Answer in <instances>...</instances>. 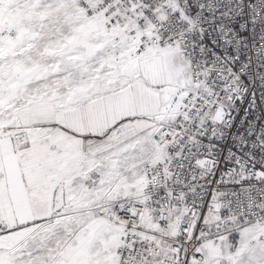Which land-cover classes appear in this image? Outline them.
<instances>
[{
    "label": "snow or ice",
    "instance_id": "obj_1",
    "mask_svg": "<svg viewBox=\"0 0 264 264\" xmlns=\"http://www.w3.org/2000/svg\"><path fill=\"white\" fill-rule=\"evenodd\" d=\"M0 264H264V0H0Z\"/></svg>",
    "mask_w": 264,
    "mask_h": 264
}]
</instances>
